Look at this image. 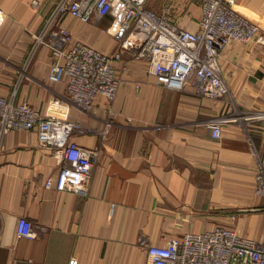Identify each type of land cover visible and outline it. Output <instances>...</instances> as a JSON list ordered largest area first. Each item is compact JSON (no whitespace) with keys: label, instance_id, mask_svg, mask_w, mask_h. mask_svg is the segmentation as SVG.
Masks as SVG:
<instances>
[{"label":"crops","instance_id":"1","mask_svg":"<svg viewBox=\"0 0 264 264\" xmlns=\"http://www.w3.org/2000/svg\"><path fill=\"white\" fill-rule=\"evenodd\" d=\"M0 0V96L25 101L44 115L76 123L73 140L95 153L83 188L46 187L58 160L32 130L5 134L0 144V264H145L140 238L164 245L173 237L216 226L264 241V43L229 42L220 55L228 94L199 95L192 84L175 90L158 84L147 63L124 52L114 63L115 98L96 96L82 111L59 106L66 82L48 79L51 53L40 45L27 68L35 35L56 0ZM177 26L199 30V0H148L147 7ZM236 10L264 35V0H237ZM75 41L105 52L117 40L109 15L90 22L67 16ZM230 118L213 137L205 121ZM19 218L33 238L18 237Z\"/></svg>","mask_w":264,"mask_h":264},{"label":"built area","instance_id":"2","mask_svg":"<svg viewBox=\"0 0 264 264\" xmlns=\"http://www.w3.org/2000/svg\"><path fill=\"white\" fill-rule=\"evenodd\" d=\"M147 1L56 0L35 35L25 66L37 48L45 45L52 57L48 79L66 82V94L54 101L82 111L89 110L98 95L108 101L115 98L120 79L114 63L124 52L146 61L148 73L158 84L175 90L192 84L202 97L219 100L229 92L221 75L223 48L232 41L264 43V35H258V25L236 10L237 0H199L202 15L198 31L174 24L169 18V6L157 13L147 7ZM32 5L37 7L38 2L33 0ZM106 15L111 17L107 31L117 40L111 52L75 41L71 29L63 23L67 16L86 23ZM2 18L0 11V24ZM15 90L9 97L0 96V144L10 131H34L40 145L52 148L59 164L57 174L47 178L44 185H54L58 190L84 188L95 153L73 140L76 123L62 114L44 115L25 101H15ZM229 118L223 112L205 121L213 137H220L221 126ZM256 187L264 193L262 168L256 174ZM35 234L31 222L18 219V237L33 238ZM139 243L146 246L145 264H264V241L240 236L223 226L185 233L164 245L150 244L143 238Z\"/></svg>","mask_w":264,"mask_h":264},{"label":"rangeland","instance_id":"3","mask_svg":"<svg viewBox=\"0 0 264 264\" xmlns=\"http://www.w3.org/2000/svg\"><path fill=\"white\" fill-rule=\"evenodd\" d=\"M51 9H52V7H51ZM27 57H28V56H27ZM27 57H26V58H27ZM25 61H26V60H25ZM27 67H28V66H25V64H24L23 68L25 69V68H27Z\"/></svg>","mask_w":264,"mask_h":264}]
</instances>
